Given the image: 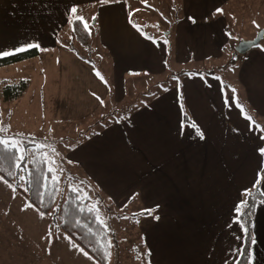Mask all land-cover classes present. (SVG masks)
I'll use <instances>...</instances> for the list:
<instances>
[{"label":"rangeland","instance_id":"1","mask_svg":"<svg viewBox=\"0 0 264 264\" xmlns=\"http://www.w3.org/2000/svg\"><path fill=\"white\" fill-rule=\"evenodd\" d=\"M60 1L0 0V9L3 6L13 15L22 16L17 19L21 20L19 23L31 22L29 13L46 12L42 14L43 20H50L45 22L46 35L56 27L55 23L61 24L56 35L50 37H43L42 33L39 37L0 36V52L38 45L34 57L0 66V86L27 79L26 89L17 98L5 101L0 95V127L4 129L0 136L6 140L14 138L13 142L24 148L42 147L48 165L56 167L58 176L82 173L74 177L84 179H73V184L78 186L83 180L93 195L94 206L101 217L110 218L113 228L120 222L110 217L111 208L119 210L125 201L129 202L135 215H130L132 220L126 231L120 230L114 238L110 264H191L188 250L193 240L219 258L230 250L236 253L239 247L238 260L245 241L243 233L236 229L235 209L245 198L249 199L257 185L247 190V197L246 191L238 197L231 190L232 185L238 188L241 183L228 182L226 167L213 154L217 151L197 139V132L204 134L201 119H195L193 130H169L158 114L148 120L144 136H137L136 140L132 134L116 137L112 132L120 115L129 117L137 92L144 90L136 96L138 100L146 95L149 99L150 94L161 90L168 75L172 79V73L182 70L207 74L205 78L224 84L226 94L233 96L235 89V95L247 101L240 80L246 84L250 80L257 82V52L264 47V36L241 56L235 46L254 38L264 28V0H234L239 3L235 9L240 13L235 17L247 21L235 22L229 37L209 39L181 38L171 31V35H164L171 27L175 30L176 25L171 22L192 13L185 5L194 4V0H73L75 4L70 8ZM245 1H257L259 8L244 15L245 9H252L244 6ZM122 2L127 4L126 10L119 6ZM72 8L76 9L75 14ZM76 16L83 17L89 25L88 45L71 38ZM132 21L141 22L146 36L134 33ZM1 24L5 25L2 19ZM9 26L2 28L3 34L14 31ZM105 33L117 42L96 37ZM118 39H122L121 43ZM119 62L128 84V92L120 102L117 96L122 91L111 78ZM163 65L166 67L161 69ZM156 79L160 86L154 84ZM148 85L152 87L147 88ZM112 86H116L113 94ZM87 143H92L87 147L88 154L93 152L92 160L84 159L86 151H80ZM96 144L98 148L93 151L92 145ZM27 154L18 168L19 180L25 176ZM262 175L264 179V168ZM19 183L23 184V180ZM4 209L9 212L4 216L0 213V264L96 263L58 229L51 216L40 213L13 185L0 179V211ZM144 210L151 214H142ZM261 213L263 208L255 209L253 237L264 236ZM252 256L251 264H260L259 254L254 261Z\"/></svg>","mask_w":264,"mask_h":264},{"label":"crops","instance_id":"2","mask_svg":"<svg viewBox=\"0 0 264 264\" xmlns=\"http://www.w3.org/2000/svg\"><path fill=\"white\" fill-rule=\"evenodd\" d=\"M60 2H64L65 6L69 8L72 4H75L73 0L67 2L61 0ZM194 4L187 3L185 5L187 8L186 10L188 11L191 9L192 13H185L183 17H180L175 22H171V24L173 23L172 26L176 25L175 30L173 31L171 27L164 35H171V31L181 38H224L230 36L228 35L230 27L233 28L235 22L247 21L246 19L235 17L239 16L240 13L235 9L239 8V3L234 0H194ZM243 4L245 7L252 8L245 9L244 15L254 13L255 10H253V8H259L257 1H252L250 3L245 1ZM119 6H125L126 10L127 4L122 2ZM2 8L3 9H0V19L5 22V25H0L1 37H39L41 33L43 37H50L56 35L61 25L55 23L54 25H56V27H53L49 34L46 35L45 28L47 24L45 22L50 21L48 19L43 20L46 12L29 13L31 22L23 24L19 23L21 20H17L22 16L13 15V12L10 13L9 9L3 6ZM217 9L221 11L217 12ZM26 14L28 15V13ZM125 15L126 13L124 12V19ZM12 16L16 17V19H13ZM10 22L15 24H9ZM132 23L133 25L130 26L133 27L132 29L136 35H138L139 32H144L141 30L142 26L139 25V23H141L140 21H132ZM32 25H34V28ZM4 26L7 28L9 26L14 31L11 33L4 32L6 34H3L2 28H4ZM136 26H139V31ZM143 35L146 36L144 33ZM99 36L101 37L99 39L105 38L107 41H113V43L117 42L116 38L108 33L96 35L97 38ZM73 37H75V32L74 36L71 38ZM138 37L142 40L146 39V37ZM89 38H91V33H89ZM121 41L122 39L119 40L120 43ZM118 44L115 48L118 47ZM162 59L165 61L163 57ZM257 60L260 64L257 70V82L250 80V82L246 84L242 79L240 80V83L245 88L244 98L247 99V101L244 102L240 100L236 96L237 94L235 97L238 102L243 105L247 113L253 119L254 117L256 118L254 121L256 125L260 126L259 128H256L251 121L244 118L240 109L236 107V104L233 102V96L226 94L223 88L224 84L216 79L212 80L210 77L205 78V76H208L207 74H192L188 73L187 70H182L178 74L172 73V79L168 75L161 90L150 94L149 99H146V95L138 100L140 93L144 90L137 92L135 95L136 105L133 106L132 104L129 107V117L116 122L112 134L116 135V137L122 134H127L131 137L132 134L133 139L136 140L137 136H144L146 128L150 123L148 120L151 121L150 119L158 114H161L163 117V124L169 130L174 128H178L182 131L193 130L192 124L193 122L196 123L195 119H201L200 124L203 126L204 134L200 138V134L197 132V139L208 146L211 151H217V153L213 152V154L220 157L217 158V161L222 162L226 167V173L228 174L226 180L231 183H241V186L238 188L232 185L231 190L233 189L237 196L240 197L243 191H247L254 185H257V181L259 180V189L261 188L264 192V188L261 187V185L264 184V179L260 180V175L264 168V155L258 150L264 148V139H261V137L264 136V47L258 50ZM165 67L166 65H163L161 69ZM113 69L114 75L111 78L117 88L119 86V91H122L119 93V96H117L120 102L125 98L126 91L128 92L126 74L122 72L120 62ZM248 77H250V73H248ZM127 78L130 82V77L127 76ZM158 79L154 82L156 86L161 85ZM251 83H254V85H250ZM116 86L111 87L112 94ZM150 87H152V85L147 86V88ZM137 95L139 96L136 98ZM226 98L228 100L227 105L225 103ZM131 101L133 103L134 99H131ZM120 117H122V115H120ZM184 127L186 128L184 129ZM100 135L102 136L103 133ZM90 144L92 143H87L85 147L83 145L82 147L84 148L80 150L86 151L84 157L86 160L93 159V152L88 154L87 151V147L91 146ZM92 146H94L92 149L93 151L97 150V144ZM82 161L77 160V162ZM53 169L56 170V167L54 166ZM243 187L245 188L243 189ZM10 206L11 202L7 203V207L10 208ZM259 207L263 208V213L261 214H264V202L258 200L255 202L254 214L255 209ZM8 212L9 211L5 209L0 211L3 216ZM259 220L260 217L258 222ZM234 222H236V218ZM236 229L240 234L241 232L243 233L241 225L237 222ZM254 241L255 242L251 246V254H253L252 259L254 261L258 253L260 264H264V236L256 235ZM259 242L260 248L256 249ZM184 244L185 242H182L181 246H184ZM189 244L191 248L188 250V257L191 256V264H236L239 251L235 253L234 250H230L227 255L224 254L223 258H219L212 254L207 248L202 247L201 243L196 240L191 241V243L189 242ZM236 250H239V247H237ZM225 261H227V263H225Z\"/></svg>","mask_w":264,"mask_h":264},{"label":"trees","instance_id":"3","mask_svg":"<svg viewBox=\"0 0 264 264\" xmlns=\"http://www.w3.org/2000/svg\"><path fill=\"white\" fill-rule=\"evenodd\" d=\"M72 28L77 42L80 45H88L89 32L85 30L83 23L75 18L72 21ZM37 54V47L11 52L9 55L0 56V66L26 60ZM26 87L27 79L3 83L0 86L1 99L11 101L20 96ZM15 156L16 153L6 152L3 158H0V177L8 184L13 185L17 192L22 193L27 202L40 213L51 216L58 229L80 246L96 262L94 264H110L112 255L106 254L109 252L112 254L114 238L120 230L126 231V226L132 220L130 215L135 214L131 212L129 202L126 203L125 201L119 210L114 211L111 208L110 217L120 222L113 228L110 225V218L101 217L97 208L94 207L93 195H90L91 193L87 191L90 189H87L83 180L78 186L73 184V179L75 181L84 179L74 177L83 175L82 173L70 172L69 175L61 177L58 176L55 169L49 172V168L53 167L48 165V159L42 147L33 146L28 151L25 179L23 184H20V180L17 178L18 168L15 166ZM52 176L57 177V179L53 181ZM261 179H263L262 174L260 175ZM65 182H68V184H64ZM258 185L259 183L248 199L249 204L246 211L249 214L241 217V222L247 226L248 233L242 230L245 244H243L242 254L236 264H248L250 259L248 253H251L252 242L249 235L254 239L252 235L254 206L257 200L264 202L263 193ZM123 217L128 218L124 219ZM241 222L237 223L241 225Z\"/></svg>","mask_w":264,"mask_h":264},{"label":"snow or ice","instance_id":"4","mask_svg":"<svg viewBox=\"0 0 264 264\" xmlns=\"http://www.w3.org/2000/svg\"><path fill=\"white\" fill-rule=\"evenodd\" d=\"M115 2H119V0H115ZM219 11H221V10L220 9H217V12H219ZM71 12L73 14H75L76 13V9L75 8H72L71 9ZM76 19L78 21H81L83 23V26H84L85 30L86 31H89V33H90L89 25L84 20V18L83 17L76 16ZM93 19H95V17H93ZM136 27H137V30L139 31L140 30L139 26H136ZM148 38L151 39V37H148ZM163 42L165 44L168 43V41L166 39ZM32 47H38V45H36V44H27V45L21 46L20 48L15 49L14 51H24L27 48H32ZM9 54L10 53H8V52H0V55H5L6 56V55H9ZM217 79H219V78H217ZM232 92H233L232 100L236 104V107H238L240 109L241 113L244 115V118L247 119V120H249V121H251L252 124L256 128H259L260 126L255 124L254 119L247 113V111L243 107V105L240 104L238 102V100L236 99V97H235V89H233ZM225 103L227 105V103H228L227 98L225 99ZM119 119L122 120V119H124V117H120ZM117 122H119V120ZM182 127H183V125H182ZM3 131H4V129L2 127H0V132H3ZM197 131H199V130L197 129ZM199 134L202 137L203 134L202 133H199ZM261 139H264V136H262ZM13 140H14V138H9V139L6 140L3 136H0V158H3V155L6 152H8V153H16V156H15L16 164H15V166H16V168H20L21 167V164L26 161V155L25 154L29 151V149L22 147V145L20 143H18V142H13ZM258 150H259V152L262 155H264V148H260ZM53 151H55V150L53 149ZM52 164L54 165L55 164V161H52ZM53 170H54L53 168H49V172H52ZM13 175H14V173H13ZM0 179H2V177H0ZM24 179H25V177L23 175H21L20 176V180H24ZM51 179L53 181H55L57 179V177L52 176ZM259 182L260 181L258 180L257 183H259ZM247 194L248 193L246 191V193H245V196L246 197H247ZM125 207H126V205H125ZM247 208H248V200H247V198H245L243 201H241V203L239 205H237V207L235 209V211L237 213L236 222H241V217L244 216V215L249 214L246 211ZM142 214H151V212H150V210H144V212ZM123 218L124 219H127L128 217H123ZM98 219H99V217H98ZM241 227H242V230L245 233H248L247 226L244 223H242V222H241ZM249 239L251 240L252 243L255 242L254 239L250 235H249ZM237 251H239V250H237ZM106 255H111V253L109 252ZM248 255L250 257V259L248 261V264H251V253H248Z\"/></svg>","mask_w":264,"mask_h":264},{"label":"water","instance_id":"5","mask_svg":"<svg viewBox=\"0 0 264 264\" xmlns=\"http://www.w3.org/2000/svg\"><path fill=\"white\" fill-rule=\"evenodd\" d=\"M264 36V28L259 30L257 32V35H255L254 38L250 40H242L235 46V50L238 54L243 55L247 51H249L253 46L258 44V42L263 38Z\"/></svg>","mask_w":264,"mask_h":264}]
</instances>
